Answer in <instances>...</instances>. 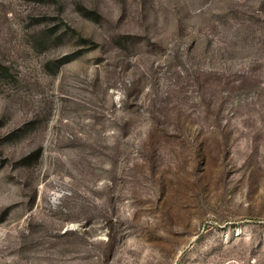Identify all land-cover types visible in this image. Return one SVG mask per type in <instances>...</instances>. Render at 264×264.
Returning <instances> with one entry per match:
<instances>
[{
	"label": "rangeland",
	"instance_id": "374dc122",
	"mask_svg": "<svg viewBox=\"0 0 264 264\" xmlns=\"http://www.w3.org/2000/svg\"><path fill=\"white\" fill-rule=\"evenodd\" d=\"M0 264H264V0H0Z\"/></svg>",
	"mask_w": 264,
	"mask_h": 264
}]
</instances>
